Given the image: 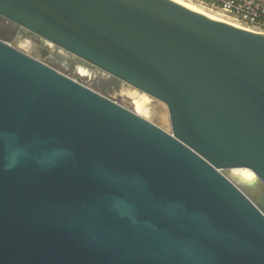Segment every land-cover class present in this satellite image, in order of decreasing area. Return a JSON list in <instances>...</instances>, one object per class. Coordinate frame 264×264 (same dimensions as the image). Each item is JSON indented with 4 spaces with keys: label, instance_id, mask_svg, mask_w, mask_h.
I'll list each match as a JSON object with an SVG mask.
<instances>
[{
    "label": "water",
    "instance_id": "95a60500",
    "mask_svg": "<svg viewBox=\"0 0 264 264\" xmlns=\"http://www.w3.org/2000/svg\"><path fill=\"white\" fill-rule=\"evenodd\" d=\"M0 15L164 101L173 129L0 39V264H264V33L175 0Z\"/></svg>",
    "mask_w": 264,
    "mask_h": 264
},
{
    "label": "rangeland",
    "instance_id": "374dc122",
    "mask_svg": "<svg viewBox=\"0 0 264 264\" xmlns=\"http://www.w3.org/2000/svg\"><path fill=\"white\" fill-rule=\"evenodd\" d=\"M219 15L232 20V18L223 14ZM0 39L126 108L135 111L167 132L173 133L169 109L164 101L140 91L138 88L123 80L109 75L94 64L82 60L63 48L48 44L37 34L20 27L1 15ZM81 67L85 69V73L80 71ZM134 92L137 95L136 97H134ZM159 107L163 109V116L157 114V110L160 109ZM236 170L229 168L223 169L222 172L252 198L254 196V190H250L237 181L238 173H236ZM260 183L261 180L258 177L256 185L258 186Z\"/></svg>",
    "mask_w": 264,
    "mask_h": 264
},
{
    "label": "built area",
    "instance_id": "2783aa9c",
    "mask_svg": "<svg viewBox=\"0 0 264 264\" xmlns=\"http://www.w3.org/2000/svg\"><path fill=\"white\" fill-rule=\"evenodd\" d=\"M256 30L264 29V0H191Z\"/></svg>",
    "mask_w": 264,
    "mask_h": 264
},
{
    "label": "bare ground",
    "instance_id": "6f19581e",
    "mask_svg": "<svg viewBox=\"0 0 264 264\" xmlns=\"http://www.w3.org/2000/svg\"><path fill=\"white\" fill-rule=\"evenodd\" d=\"M175 1L185 5L186 7L190 8V9L202 12V13L208 15L209 17H212V18H215V19H218V20H223V21L229 22L231 24H234V25H237V26H240V27H243V28H247V29H250V30H254V31H258V32L264 33V29L256 30V29L248 27V26H246V25H244V24H242V23H240V22H238V21H236L234 19L231 20V19H228V18H224V17L220 16L219 14L214 13L212 10H208L205 7L196 4L195 2H193L191 0H175ZM80 71L85 73V69L82 68V67L80 68ZM133 94L135 95V92ZM136 96L137 95H135L134 97H136ZM162 112H163L162 108L157 110V114L159 116H163ZM230 169H237L236 173H238V180H237L238 182H240L241 184L245 185L250 190H254L255 189V187L257 186L256 183L258 182V176L251 168H249V167H232Z\"/></svg>",
    "mask_w": 264,
    "mask_h": 264
}]
</instances>
